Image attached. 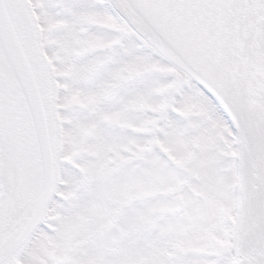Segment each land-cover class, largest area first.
Returning <instances> with one entry per match:
<instances>
[{"label": "snow or ice", "instance_id": "1", "mask_svg": "<svg viewBox=\"0 0 264 264\" xmlns=\"http://www.w3.org/2000/svg\"><path fill=\"white\" fill-rule=\"evenodd\" d=\"M0 264H264V0H0Z\"/></svg>", "mask_w": 264, "mask_h": 264}]
</instances>
